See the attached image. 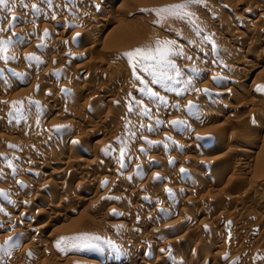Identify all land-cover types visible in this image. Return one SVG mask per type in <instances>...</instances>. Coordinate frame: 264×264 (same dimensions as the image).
Listing matches in <instances>:
<instances>
[{
  "label": "rangeland",
  "instance_id": "374dc122",
  "mask_svg": "<svg viewBox=\"0 0 264 264\" xmlns=\"http://www.w3.org/2000/svg\"><path fill=\"white\" fill-rule=\"evenodd\" d=\"M63 1L8 0V7L0 6V29H3L0 31V41H11L6 45V51L0 53V56L7 57V62L0 59V190L7 193L6 199L0 197V245L8 241L11 252L10 256L0 253L2 264H85L86 259L92 260L93 264H125L126 261L129 264H142L144 261L146 264H160L163 261L179 264L182 260H190L191 264H264V206L247 197L248 190L256 191L264 197V181H261L264 177V140L262 143L261 139H256V152L254 151L250 161L243 162L242 153H239L242 149H248L244 144L250 146L253 130L258 125L264 127V103L260 102L264 98V91L257 90L258 87L253 85L256 83L254 78L242 85L238 83L254 66L240 65L239 58L242 55L251 52L255 57L258 55L259 60L264 59V53L253 48L264 41V19L257 23L254 34L252 31L248 32L257 18L255 15L258 9H264V0H201L199 4L188 6L187 11L191 16L185 20L166 17L162 23H157L160 17L154 10L184 3L185 0H128L118 10L117 5H112L110 0H100L103 7L109 6L110 12L106 14L93 12L95 8L88 1ZM69 6L71 9H85L91 13L85 16V10H81L83 13L74 8V11L68 10ZM64 8L67 10L64 11ZM132 9L139 13L138 20L129 25L130 29L124 26L125 29L121 27L120 30L119 26L122 24L118 23L123 18L126 22L127 12H135ZM89 15H99L98 20H94L95 23L92 18L88 20ZM107 15L111 21L106 19ZM75 16L80 22L85 19L82 22L84 25H77L79 21ZM57 17L69 20L65 29L64 26H52V21ZM99 18L109 23L114 22L113 25L108 23V30L115 29L113 34L119 27L116 46H109L107 40L111 37L105 38L104 34L100 35V41L97 42L100 45L92 42L100 29L98 25L105 24ZM69 23L76 25L72 27ZM76 26L81 27L84 34H73L75 28L80 29ZM234 31L239 35H233ZM101 37L104 38L103 41ZM118 41L120 42L117 44ZM157 41H175L171 46L173 51H182L183 55L168 56L179 70V76L168 63L139 59L130 61L125 55L136 49L155 51ZM34 42H40L41 46L37 43V47L33 46ZM106 44L107 49L103 48ZM80 48L85 52L84 57L73 58L72 51H81ZM206 52H209V56L203 55ZM111 55H117L120 61L108 66L106 57L110 58ZM82 63L83 66L79 68ZM118 64L120 67L124 65L127 71L130 70L127 75L129 79L118 73ZM13 70L21 73L11 81L7 77ZM227 71L241 78H235V83H222L224 81L221 76ZM262 71L263 75L257 83L264 82V69ZM84 86H89L91 91H81ZM102 89L109 97L101 98L98 90ZM152 93L156 95L153 96ZM249 98L255 99L256 103H248ZM47 100L48 103H45ZM226 104H234L237 113L240 110L229 121H226L229 119L226 115L220 118L217 115L218 109L221 110ZM54 107H63L65 111L57 116ZM146 111L147 115L144 114ZM70 120L71 129L70 125L63 126ZM180 120L183 124H180ZM223 122H227V125ZM83 123H87L86 126ZM219 125L223 128L219 129ZM27 126L32 130L28 131V134L32 132L29 136L27 131L22 132V128L28 129ZM244 126L249 130L248 137L246 134L243 137L241 133ZM4 128L13 130L11 132L6 129V133ZM49 130L59 132H55L58 142L46 145L47 140H38V134L47 136ZM216 131L218 135L214 133ZM231 132H234L233 135L229 134ZM234 134L239 138H235ZM143 137L144 140L146 138L145 141L142 140ZM240 137H246L247 144ZM217 138L224 149L213 152L211 146ZM238 142H242L243 146L236 148L240 144ZM71 143H74L77 153L68 149L69 145L72 146ZM100 147V150L108 151L98 158L100 154L97 156L95 151ZM38 148L43 151L42 153L40 150L43 156L57 155L54 157L58 162L45 165L42 160H32L34 153L39 154ZM227 148L230 152L226 154L224 151ZM209 149L211 154L207 158L202 157L203 151ZM221 154L223 157L227 155L226 160L223 158L219 169L211 173L213 157ZM241 161L245 164H241ZM196 162L205 166H202L203 169L199 166L198 172L193 174L190 170ZM67 163L73 165H66ZM68 166L74 169V176L65 177L64 173L59 177L50 176L53 169H65ZM86 166L91 169L85 173L82 168ZM254 169L260 172L256 173ZM98 175L102 178L104 176V180L100 177L94 179ZM78 181L86 182L82 184L83 188ZM62 182L63 188L60 186ZM224 189H234V194H228L229 191L224 192ZM81 195L89 196L90 202L77 203ZM20 200L24 205H21ZM35 209L47 213L34 219L32 213ZM152 214L154 215L150 216ZM11 218L16 222L8 223ZM40 226L44 231L37 232L34 227ZM76 237L99 239L82 241L75 240ZM62 238L61 249L64 247V250L59 249L57 252L56 243ZM128 251H134L138 256L131 255L129 258L126 255ZM163 252L167 259L163 257ZM161 256L162 259L165 258L163 261ZM133 258L137 259L136 262Z\"/></svg>",
  "mask_w": 264,
  "mask_h": 264
},
{
  "label": "bare ground",
  "instance_id": "6f19581e",
  "mask_svg": "<svg viewBox=\"0 0 264 264\" xmlns=\"http://www.w3.org/2000/svg\"><path fill=\"white\" fill-rule=\"evenodd\" d=\"M64 1H65V0H64ZM64 1H63V3H64ZM70 1H71V2H72V1H73V2H77V1H88V2H89L90 4H92V5L94 6V8H95V11H94V9H93V12H98V13H101V14H106V13H109V12H110V10L108 9L109 6L107 5L108 7H103V6L101 5V3L99 2L100 0H70ZM110 1H111L112 5H117V8H116L117 10H118L119 8H122L123 5H124L126 2H128V0H110ZM110 1H109V3H110ZM129 1H130V0H129ZM61 2H62V1H61ZM80 3H81V2H80ZM85 3H86V2H85ZM73 4H76V3H73ZM73 4H72V5H73ZM230 4H231V3H230ZM63 5H64V4H63ZM68 5H69V4H68ZM70 5H71V3H70ZM92 5H91V7H92ZM126 6H127V5H126ZM62 7H63V6H62ZM65 7H66V6H65ZM66 8H67V7H66ZM66 8H64V11H65ZM73 8H74V7H73ZM73 8L71 9L70 6H69V9H68V10H70V9L73 10ZM76 8H77V7H76ZM81 8H82V7H81ZM233 8H234V7H233ZM40 9H44V8H41V7H40ZM62 9H63V8H62ZM77 9H78V8H77ZM79 9H80V8H79ZM79 9L76 10V9L74 8V10H76V11H81V10H82V9H81V10H79ZM133 9H134V8H133ZM133 9H132V10H133ZM254 9H255V8H254ZM257 9H258V8H257ZM38 10H39V9H38ZM66 10H67V9H66ZM74 10H73V11H74ZM84 10H85V9H84ZM84 10H82V11H84ZM87 10H89V9H87ZM82 11H81V12H82ZM119 11H120V10H119ZM122 11H123V10H122ZM124 11H125V10H124ZM133 11H135V12H133V13H130V12H132V11H130V12L128 11V12H127L128 17L125 16V17H126V22H124L125 18H123V19H124L123 21L120 20V21L122 22V23H121V22L118 23V25H119V24H120V25L122 24L121 26H119L120 28L118 27L120 30L122 29L121 27L124 28V26L126 27V29H127V28L130 29L131 26H129V25L133 24L134 22L136 23V20H138V18H139V13H137L136 10H133ZM254 11H255V10H254ZM40 12H43V10H40ZM40 12H39V13H40ZM44 12H45V11H44ZM62 12H63V11H62ZM67 12H68V11H67ZM64 13H65V12H64ZM64 13H63V14H64ZM73 13H75V12H73ZM82 13H83V12H82ZM82 13H81V14H82ZM88 13H89L88 11H86V10L84 11V15H85V16H87ZM90 13H91V12H90ZM90 13H89V14H90ZM98 13H97V14H98ZM251 13H252V12H251ZM254 13L256 14V11H255ZM78 14H79V12H78ZM81 14H80V16H82ZM94 14H95V13H94ZM127 14H126V15H127ZM65 15H66V14H65ZM84 15H83V16H84ZM252 15H253V13H252ZM80 16H79V18L81 19ZM83 16H82V17H83ZM98 16H99V15H98ZM98 16L96 17V16H94V15H89L90 18H88V20H92V19H93L92 21L94 22V20H95V21L98 20V19H97ZM100 16H101V15H100ZM103 16H104V15H103ZM105 16H106V15H105ZM255 16L257 17L256 20H255V22H254V23H256V24H255V25H254V23H253V25H252V24H251V25L248 24V27H249V25H250V26H252V28H251L250 30L247 29L248 32H249V31H252L253 34L255 33V32H254V31H255L254 29H255L257 23L260 22V20H263V19H264V18H263V17H264V9H258L257 14H256ZM255 16H254V17H255ZM63 17H64V16H63ZM63 17H59V18L57 17L56 19H54V21H52V26H53V27H54V26H64V29H65V28H66L65 26L67 25V22H68L69 20L66 21V18L64 19ZM75 17H76V16H75ZM76 18H77V17H76ZM85 18H86V17H85ZM91 18H92V19H91ZM100 18H101V17H100ZM100 18H99V19H100ZM104 18H106V17H104ZM136 18H137V19H136ZM77 19H78V18H77ZM106 19H107V20L109 19V16H108V15H107V18H106ZM81 20H82V19H81ZM86 20H87V19H86ZM100 20H101V19H100ZM103 20H105V19H103ZM103 20H101V22H104L105 24L103 23L104 25H98V27H100V29H99V31H97V33L95 34L94 38L92 39V40H93L92 42H94V43H97V42H98V43H99V41H100V39H99L100 35H103V34H104V37H105V38L111 37V38H108L109 40H107L109 46H112V45L114 46L115 42L118 40V38H117V37H118V35H117V34H118V31H117L118 28H117V30H116V33L113 34V33L115 32V31H113V30H115V29H113V30H112V29H109V30H108V28H110V27H108V26H110V25H108V23H109L108 21H111V20H108V21H106V20L103 21ZM74 21H75V20H74ZM74 21H73V22H74ZM78 21H79V19H78ZM251 21H252V20H251ZM75 22H77V21H75ZM79 22H80V21H79ZM79 22L76 23V24H77V25H79V24L81 25L82 22H85V19H84L83 21H81L80 23H79ZM93 22H92V23H93ZM137 22H138V21H137ZM249 22H250V21H249ZM86 23H88V21H87ZM89 23H90V21H89ZM94 23H95V22H94ZM110 23H111V22H110ZM110 23H109V24H110ZM112 23H114V22H112ZM112 23H111V25H113ZM115 23H117V22H115ZM123 23H124V24H123ZM129 23H130V24H129ZM69 24H70L72 27H73L74 25H76V24H73V23H72V24L69 23ZM82 24H83V23H82ZM97 24H98V23H97ZM100 24H102V23H100ZM238 24H239V23H238ZM245 24H246V23H245ZM83 25H84V24H83ZM114 25H115V24H114ZM135 25H136V24H135ZM218 25H219V24H218ZM220 25H221V24H220ZM236 25H237V24H236ZM241 25H242V24H241ZM241 25H240V26H241ZM52 26H51V27H52ZM67 26H68V25H67ZM81 26H82V25H81ZM89 26H90V24H89ZM95 26H96V25H95ZM209 26H210V25H209ZM211 26H213V25L211 24ZM240 26H239V28H240ZM72 27H71V28H72ZM74 27H75V26H74ZM76 27H79V26H76ZM96 27H97V26H96ZM111 27H112V26H111ZM115 27H117V24H116ZM62 28H63V27H62ZM79 28H80V29H78V28H75V29H74V28H73V29H74V30H73V31H74L73 34H82L83 30H81V27H79ZM82 28H84V26H83ZM86 28H87V27H86ZM90 28L92 29L91 26H90ZM112 28H114V27H112ZM209 28H210V27H209ZM211 28H212V27H211ZM235 28H236V27H235ZM46 29H48V28H46ZM50 29H52V28H50ZM50 29H49V30H50ZM88 29H89V28H88ZM94 29H95V28H94ZM124 29H125V28H124ZM232 29H233V28H232ZM240 29H241V28H240ZM240 29H239V30H240ZM49 30H47V31H49ZM209 30H210V29H209ZM211 30L213 31V28H212ZM211 30H210V31H211ZM237 30H238V27H237L236 31H237ZM243 30H244V29H243ZM54 31H55V30H54ZM65 31H66V30H65ZM88 31H89V30H88ZM112 31H113V32H112ZM126 31H127V30H126ZM229 31H230V30H229ZM50 32H51V33H54V32H52V30H51ZM86 32H87V31H86ZM119 32H120V31H119ZM121 32H122V31H121ZM237 32H238V31H237ZM245 32H247V31H245ZM88 33H89V32H88ZM93 33H94V32H93ZM229 33H230V32H229ZM229 33H227V34H229ZM235 33H236V32L234 31V34H233V33H232V34L235 35ZM239 33H240V32H239ZM242 33H243V32H242ZM47 34H48V33H47ZM73 34H72V35H73ZM83 34H84V32H83ZM91 34H92V33H91ZM225 34H226V33H225ZM225 34H224V35H225ZM236 34H238V33H236ZM60 35H61V34H60ZM62 35H63V34H62ZM72 35H71V36H72ZM110 35H112V36H110ZM238 35H239V34H238ZM240 35H241V34H240ZM244 35H245V33H244ZM255 35H256V34H255ZM257 35H258V34H257ZM226 36H228V35H226ZM231 36H232V35H231ZM231 36H230V37H231ZM235 36H236V35H235ZM241 36H243V35H241ZM62 37H63V36H62ZM72 37H73V36H72ZM92 37H93V36H92ZM126 37H127V36H126ZM222 37H223V36H222ZM237 37H238V36H237ZM239 37H240V36H239ZM26 38H28V36H26ZM101 38H102V41H103L104 38H103V37H101ZM29 39H30V38H28V40H29ZM60 39H61V38H60ZM68 40H70V39H68ZM120 40H121V39H120ZM30 41H32V40H30ZM61 41H63V40H61ZM37 42H38V41H37ZM37 42H34L35 44L33 43V44H34L33 46H35ZM63 42H64V41H63ZM63 42H62V43H63ZM66 42H67V41H66ZM66 42H65V45H66ZM87 42H88V41H87ZM119 42H120V41H118L117 44H118ZM256 42L258 43L259 41H256ZM90 43H91V42H90ZM94 43H93V45H94ZM98 43H97V44H98ZM42 44H43V43H42ZM91 44H92V43H91ZM104 44H105V43H104ZM37 45H38V46H39V45L41 46L40 42H39V44L37 43ZM37 45H36L35 47H37ZM62 45H63V44H62ZM83 45H84V44H83ZM83 45H82V46H83ZM98 45H100V44H98ZM98 45H97V46H98ZM101 45H103V43H102ZM254 45H256V44H254ZM47 46H48V45H47ZM60 46H61V45H60ZM94 46H96V45H94ZM105 46H107V44L104 45L103 48H104ZM115 46H116V44H115ZM62 47H63V46H62ZM256 47H257L258 49L255 48V46H253V48H254L255 50H257V51H259V52L261 51V53H264V41H260V42L256 45ZM33 48H34V47H33ZM39 48H40V47H39ZM41 48H42V47H41ZM92 48H93V47H92ZM105 48H106V47H105ZM88 49H90V48L88 47ZM106 49H107V48H106ZM41 50H42V49H41ZM44 50H45V47H44ZM48 50H49V49H48ZM68 50H69V49H68ZM72 50H73V49H72ZM80 50H81V48H80ZM62 51H63V50H62ZM64 51H65V50H64ZM70 51H71V50H70ZM85 51H86V50H85ZM247 51H248V50H247ZM72 52L74 53V54L72 53V55H74V57H73V56H72V57H73V58L76 57V59L83 58L84 55H85V52L83 53L82 50H81V51H78V50L76 49L75 52H74V50H73ZM210 52H211V51H210ZM40 53H41V51H40ZM45 53H46V52H45ZM62 53H63V52H62ZM64 54H66V53H64ZM67 54L69 55L68 52H67ZM111 54H112V53H111ZM113 54H114V53H113ZM207 54H209V52H206V53H204L203 55H207ZM245 54H246V55H244V56L242 55V56L239 58V63H241L240 65H243V66L249 67V66H251V65L254 64V66H252L251 69L247 72V76H246L245 78H243L242 80L240 79V81H238V83H240V84L242 85V84L246 83L250 78H254L255 82L257 83L258 81H260V80H258V79H260L259 77H260L261 75H263V74H262V72H263L262 69H264V68H263L264 66H263L262 68H261V66L264 65V59H263V60H259L258 55L256 56V57L258 58V59H257V58L255 57L254 54H251V52H248V53H245ZM253 55H254V56H253ZM62 56H63V55H62ZM116 56H117V55H115V56L112 57V55H111L110 58H109V57H106V58H108V59H107V60L105 59L106 62H107V63H106V62H105V63H106L108 66H109L110 64L114 65V64L118 63V60H119V59H117ZM207 56H209V55H207ZM211 56H212V54H211ZM35 57H36V56H35ZM44 57H45V56H44ZM52 57H53V56H52ZM21 58H22V57H21ZM233 58H234V57H233ZM233 58H232V59H233ZM235 58H236V57H235ZM232 59H231V60H232ZM228 60H230V59H228ZM30 61H31V60H30ZM44 61H45V60H44ZM60 61H61V59H60ZM119 61H120V60H119ZM236 61H237L236 65H238V64H239V63H238V60L236 59ZM65 62H70V61L65 60ZM91 62H92V61H91ZM99 62H100V61H99ZM254 62H255V63H254ZM23 63H24V62H23ZM39 63H40V62H39ZM63 63H64V62H63ZM94 63H95V62H94ZM21 64H22V63H21ZM24 64H25V63H24ZM24 64H23V65H24ZM32 64H33V63H32ZM61 64H62V62H61ZM65 64H67V63H65ZM68 64H69V63H68ZM103 64H104V63H103ZM58 65H59V64H58ZM100 65H101V64H100ZM118 65H119V64H118ZM56 66H57V65H56ZM59 66H60V65H59ZM81 66H83V63H82V65L79 66V68H80ZM110 66H111V65H110ZM123 66H124V65H123ZM123 66L121 65V67H120V65H119L118 67H120V68H118L117 65H116V67L119 69V70H118V71H119L118 73H119V74L121 73V75L123 74V75H124L123 77H126V78H127L128 72H129L130 70L127 71V70L124 68L125 66H124V67H123ZM75 67H76V66H75ZM133 67H134V66H133ZM210 67H211V66H210ZM77 68H78V66H77ZM77 68H76V69H77ZM260 68H261V69H260ZM58 69H59V68H58ZM76 69H75V70H76ZM81 69H82V68H81ZM81 69H80V70H81ZM245 69H246V68H245ZM259 69H260V71H262V72H260ZM22 70H23V69H22ZM56 70H57V69H56ZM212 70H214V69H212ZM47 71H48V70H47ZM54 71H55V70H54ZM89 71H90V70H89ZM58 72H59V71H58ZM20 73H21V72H20ZM20 73H18L17 71L13 70L10 74H8V77H7V78H9V79L12 81L13 78L17 77V75H18V77H19V74H20ZM55 73H56V72H55ZM215 73H216V72H215ZM232 73H233V72H232ZM46 74H47V73H46ZM46 74H45V75H46ZM47 75H48V76L50 75L49 72H48ZM47 75H46V76H47ZM58 75H59V73H58ZM93 75H94V74H93ZM203 75H204V74H203ZM21 76H22V75H21ZM48 76H47V77H48ZM88 76H89V75H88ZM129 76H130V75H129ZM129 76H128V77H129ZM235 76H236V75H235L234 73H233V74H230V73L227 71L226 73H223V76H221V77H222V81H224V82H222V81H220V80H219V81L222 82V83L230 84V82L232 83L233 81H235V78H236V80H237L238 78H241V77H238V78H237V77H235ZM4 77H5V76H4ZM23 77H24V76H23ZM23 77H22V78H23ZM53 77H54V75H53ZM22 78H21V79H22ZM45 78H46V77H45ZM57 78H58V77H57ZM129 78H130V77H129ZM129 78H127V79H129ZM261 78H262V77H261ZM219 79H220V78H219ZM7 80H8V79H7ZM17 80L19 81L18 78H17ZM17 80L15 81V83H17ZM51 80H52V79H51ZM252 80H253V79H252ZM13 81H14V80H13ZM26 82H27V81H26ZM73 82H74V81H73ZM248 82H249V81H248ZM253 82H254V81H253ZM24 83H25V81H24ZM233 83H235V82H233ZM251 83H252V82H251ZM256 83H255V84L253 83V85H255L256 88L258 87L257 90L260 89L259 91H261V92L264 91V82L257 83V85H256ZM17 85H18V84H17ZM236 85H238V84H236ZM241 85H240V86H241ZM250 85H251V84H250ZM253 85H251L252 88H253ZM56 86H57V85H56ZM157 86H158V85H157ZM234 86H235V85H234ZM54 87H55V86H54ZM71 88H72V87H71ZM234 88H235V87H234ZM241 88H242V87H241ZM81 89H82L81 91H83V92L85 91L86 93H87L88 91H89V92L91 91L89 86H88V87H87V86H86V87H85V86H84V87H81ZM103 89H104V88H103ZM103 89H102V90H98L99 93H100L101 98H107V97H109V96L107 95V92H105V90H103ZM224 89H225V88H224ZM224 89H223V90H224ZM237 89H238V88H237ZM50 90H51V89H50ZM227 90H228V89H227ZM230 90H232V88H231ZM255 90H256V89H255ZM117 91H118V90H117ZM221 91H222V90H221ZM228 91H229V90H228ZM259 91H257V93H258ZM93 92H94V91H93ZM224 92H225V91H224ZM232 92H233V91H232ZM220 93H221V92H220ZM221 94H222V93H221ZM84 95H86V94H84ZM257 95H258V94H257ZM74 96H75V95H74ZM87 96H88V94H87ZM161 96H162V95H161ZM260 96H261V95H260ZM256 97H257V96H256ZM72 98H74V97H72ZM260 98H262V97H260ZM42 99H44V98H42ZM247 99H248V98H247ZM250 99H251V101H250ZM199 100H200V99H199ZM256 100H258V99H256ZM40 101H41V100H40ZM40 101H39V102H40ZM43 101H44V100H43ZM49 101H50V100H49ZM0 102H1V101H0ZM199 102H200V101H199ZM246 102H247V101H246ZM251 102H255V103H256L255 99L253 100L252 98H249V102H248V103L251 104ZM258 102H259V101H258ZM260 102H263V103H264V98H263L262 100H260ZM45 103H48V100L45 101ZM33 104H34V103H33ZM33 104H32V105H33ZM198 104H199V103H198ZM250 104H249V105H250ZM257 104H258V103H257ZM34 105H35V104H34ZM46 105H47V104H46ZM80 105H82V103H81ZM244 105H245V104H244ZM37 106H38V105H36V107H37ZM39 106H40V105H39ZM82 106H83V105H82ZM30 107H31V106H30ZM30 107H29V108H30ZM80 107H81V106H80ZM236 107H237V106H236ZM34 108H35V107H34ZM54 108H56V107H54ZM66 108H67V107H66ZM71 108H72V107H71ZM68 109H69V108H68ZM13 110H14V109H13ZM77 110H78V109H77ZM218 110H219V111H218ZM218 110H217V111L219 112V114H217V115H219V118H220V116H222V115H226L227 117H229V119L227 118L228 120H226V121H229V120L233 119V118H231V117H232V116H235V114L237 113V112H236L237 110L235 111L234 104H233V105H232V104H226L223 108H221V110H220V109H218ZM244 110H245V109H244ZM15 111H16V110H15ZM55 111H56V115H57V116H61V114L65 111V109H64L63 107H62V108H56ZM82 111H83V110H82ZM239 111H240V110H238V113H239ZM241 111H242V110H241ZM153 112L158 113L157 111H153ZM218 112H217V113H218ZM156 113H154V114H156ZM238 113H237V115H238ZM1 114H2V113H1ZM71 114H72V113H71ZM215 114H216V113H215ZM31 115H32V114H31ZM75 115H76V114H75ZM29 116H30V113H29ZM29 116H27L28 121H29V118H28ZM159 116H160V114H159ZM163 116H164V115H163ZM214 116H215V115H214ZM240 116H241V115H240ZM240 116H238V117H240ZM243 116H244V115H243ZM243 116H242V117H243ZM1 117H2V116H1ZM30 117H31V116H30ZM80 117H81V116H80ZM157 117H158V114H157ZM216 117H218V116H216ZM219 118H217V119H219ZM222 118H223V117H222ZM222 118H221V119H222ZM230 118H231V119H230ZM23 119H24V118H23ZM31 119H32V118H31ZM88 119H89V118H88ZM88 119H87V120H88ZM158 119H159V118H158ZM225 119H226V118H225ZM225 119H224V120H225ZM25 120H26V119H25ZM181 120H182V119H181ZM181 120H180V121H181ZM194 120H195V119H194ZM194 120H192V121H194ZM238 120H239V119H238ZM238 120H237V121H238ZM26 121H27V120H26ZM72 121H73V120H72ZM89 121H90V120H89ZM104 121H105V120H104ZM180 121H179V122H180ZM68 122H69V121H68ZM73 122H74V121H73ZM166 122H168V121H166ZM181 122H182V121H181ZM238 122H239V121H238ZM240 122H241V121H240ZM19 123H20V122H19ZM23 123H24V121H23ZM34 123H35V122H34ZM74 123H76V122H74ZM87 123H88V122H87ZM87 123H85V124L83 123V124L86 126ZM97 123H98V122H97ZM101 123H103V122H101ZM192 123H193V122H192ZM258 123H259V122H258ZM180 124H183V122L180 123ZM184 124H185V123H184ZM194 124H195V122H194ZM194 124H193V126H194ZM196 124H197V123H196ZM220 124H221V123H220ZM223 124H224V122H223ZM225 124L227 125V122H226ZM225 124H224V125H225ZM237 124H238V123H237ZM65 125H66V126H67V125H68V126L70 125V126H69V128H70V127L72 126L71 120H70L69 123H64L63 126H65ZM221 125H222V124H221ZM221 125H219V129H220V127L223 126V125H222V126H221ZM233 125H234V124H233ZM24 126H25V125H24ZM31 126H32V125H31ZM87 126H88V125H87ZM259 126H260V125H258V127H256V128L253 130L252 133L250 132V133L252 134V141L249 140V142H251V144L248 143L250 146H246V145L244 144V143H246V141H247V140L245 141V138L248 137V135H249V130H247V128H246L245 126L243 127V129H241V130H243V132H241V133H243V137H244L245 134H246V135H245L246 137L243 138V139H241L242 137H240V140L244 141L243 144H244L245 148L248 147V149H242L241 152H239V153H242V160H243V162H245V160H246V162H248V161L251 160L252 155H253V153H254L256 147H257V146L255 147V145H256L255 143H257V140L259 141V139H261V140H262L261 142L263 143V140H264V127H263V126H262V127H259ZM83 127H84V126H83ZM27 128L29 129V128H31V127H28V126H27ZM32 128H33V127H32ZM44 128H45V127H44ZM66 128H67V127H66ZM97 128H98V127H97ZM222 128H223V127H222ZM4 129H5V128H4ZM6 129L10 130L9 128H6ZM6 129L4 130V132H6ZM15 129H16V128H14V131H13V132H15ZM28 129L26 130L25 128H22V132H23V130H25V132L27 131V134H28V131L31 130V129H29V130H28ZM37 129H38V128H37ZM54 129H55V128H54ZM56 129H57V128H56ZM59 129H60V128H59ZM70 129H71V128H70ZM75 129H76V128H75ZM80 129H81V128H80ZM95 129H96V128H95ZM8 130H7V131H8ZM12 130H13V129H12ZM12 130H10V131L12 132ZM17 130H18V128H17ZM51 130H52V129H51ZM62 130H63V129H62ZM76 130H77V129H76ZM221 130H222V129H221ZM223 130H224V129H223ZM241 130H240V131H241ZM1 131H3V130H1ZM31 131H32V130H31ZM47 131H48V130H47ZM47 131H46V132H47ZM49 131H50V130H49ZM72 131H73V130H72ZM78 131H80V130H78ZM219 131H220V130H219ZM224 131H225V130H224ZM251 131H252V130H251ZM16 132H17V131H16ZM18 132H19V131H18ZM20 132H21V128H20ZM44 132H45V131H44ZM50 132H51V133H50ZM50 132H49V135L47 134V136H46V135H41V134L39 135V134H38V137H39V136H40V137H41V136H44V137H41V138L39 137L38 140H40V141H41L42 139L47 140V143H46L45 140H44V142L46 143V145H47V144L51 145V144H55V142H58V141H57L58 138H56L57 136H55V132H58V131L55 130V131H53V132H52V131H50ZM76 132H77V131H76ZM76 132H75V133H76ZM220 132H221V131H220ZM220 132H219V133H220ZM226 132H227V131H226ZM6 133H7V132H6ZM8 133H10V132H8ZM29 133H30V132H29ZM31 133H32V132H31ZM31 133H30V134H31ZM35 133H36V132H35ZM58 133H59V132H58ZM77 133H78V132H77ZM92 133H93V132H92ZM214 133H216V134L218 135L217 131L214 132ZM223 133H224V132H223ZM231 133H232V132H231ZM231 133H229V134H230V135H233L234 132H233L232 134H231ZM241 133H238V134H241ZM21 134H22V133H21ZM21 134H20V135H21ZM30 134H28V136H29ZM42 134H43V132H42ZM93 134H94V133H93ZM164 134H165V132H164ZM164 134H163V135H164ZM168 134H169V133H168ZM216 134H214V136H215ZM229 134H228V135H229ZM251 134H250V135H251ZM13 135H14V133H13ZM18 135H19V133H18ZM22 135H24V133H23ZM22 135H21V136H22ZM25 135H26V134H25ZM25 135H24V136H25ZM36 135H37V134H36ZM64 135H66V134H64ZM166 135H167V134H166ZM217 135H216V137H218ZM225 135H226V134H225ZM228 135H227V136H228ZM234 135H235V136H234L235 138L238 137L236 134H234ZM241 135H242V134H241ZM21 136H20V137H21ZM45 136H46V137H45ZM219 136H220V134H219ZM223 136H224V135H223ZM239 136H240V135H239ZM4 137H5V136H4ZM22 137H23V136H22ZM22 137H21V139H22ZM35 137H36V136H35ZM59 137H60V135H59ZM92 137H93V136H92ZM158 137H159V136H158ZM160 137H161V136H160ZM162 137H163V136H162ZM166 137H169V136H166ZM220 137H221V136H220ZM11 138H13V137H11ZM18 138H19V137H18ZM67 138H68V137H67ZM77 138H78V137H77ZM109 138H110V137H109ZM109 138H107V139H109ZM218 138H219V137H218ZM218 138H217L215 141H213V143H212V146H211V147H212L213 149H211V151H213V152H215V151H216V152H217V151H221L222 149H224V147L220 145L221 143H220V141L218 140ZM221 138H222V137H221ZM231 138H232V136H231ZM235 138H233V139H234V140H237L239 137H238L237 139H235ZM0 139H1V138H0ZM13 139H14V138H13ZM16 139H17V138H16ZM23 139H24V138H23ZM148 139H149V138H148ZM160 139H161V138H160ZM256 139H257V140H256ZM28 140H29V139H28ZM80 140H81V139H80ZM88 140H89V139H88ZM140 140H141V139H140ZM142 140H144V137H143ZM145 140H146V138H145ZM145 140H144V141H145ZM220 140H221V139H220ZM15 141H16V140H15ZM17 141H18V140H17ZM24 141H25V140H24ZM24 141H23V142H24ZM34 141H35V143H36V139H35V138H34ZM42 141H43V140H42ZM73 141H74V140H73ZM77 141H79V140H77ZM77 141H76V143H77ZM25 142H26V141H25ZM61 142H62V141H61ZM80 142H81V141H80ZM82 142H83V141H82ZM21 143H22V142H21ZM27 143H28V142H27ZM37 143L39 144V142H37ZM45 143H43V144H45ZM64 143H65V142H64ZM189 143H190V142H189ZM238 143H240V142H238ZM241 143H242V142H241ZM241 143L238 144V145L236 146V148H240L241 145H242ZM33 144H34V143H33ZM43 144H42V145H43ZM71 144H72V143H71ZM73 144H74V143H73ZM73 144H72V146L69 145L68 149H70L71 152L77 153L76 150H75V146H73ZM77 144H79V145L81 146L80 143H77ZM82 144H83V143H82ZM111 144H112V143H111ZM191 144H192V143H191ZM191 144H190V146H191ZM246 144H247V143H246ZM254 144H255V145H254ZM15 145H16V144H15ZM31 145H32V144H31ZM39 145H40V144H39ZM39 145H35V146L39 147ZM107 145H108V144H107ZM187 145L189 146V144H187ZM20 146H21V145H20ZM33 146H34V145H33ZM44 146H45V145H44ZM77 146H78V145H77ZM82 146H84V145H82ZM224 146H226V145L224 144ZM242 146H243V145H242ZM23 147H24V145H23ZM37 147H35V148H37ZM45 147H46V146H45ZM227 147H228V146H227ZM249 147H250V149H249ZM39 148H41V146H40ZM39 148H38L39 154L33 152V153H34V158H33V156L31 155L32 153L30 154V155L32 156L31 158H33L32 160H34V159H35V160H36V159L42 160V161L45 163V165H51V164L53 165V163L58 162V161H56V157H54V156H57V155H51V154H49V155H51V156H49V155H45V154H44L45 156H43V154L41 155V153H40V150H41V149L39 150ZM54 148H55V147H54ZM54 148H53V149H54ZM186 148H187V147H185V149H186ZM56 149H57V148H56ZM80 149H81V148H80ZM100 149H102V148H101V147H100V148H97V151H95V152H97V156H99V154H100V156H99L98 158H100L101 155L104 156L105 153H107V151H108V150H107V151H104V150H100ZM36 150H37V149H36ZM19 151H20V150H19ZM31 151H32V150H31ZM34 151H35V150H34ZM38 151H37V152H38ZM41 151H42V150H41ZM87 151H88V150H87ZM211 151H210V149H209V150H205V151H203L204 153H203V156H202V157H204V158L206 157V158H207V156H209V155L211 154ZM257 151H259V150H257ZM35 152H36V151H35ZM68 152H70V151L68 150ZM71 152H70V153H71ZM81 152H82V151H81ZM224 152H226V154H227V153L230 152V150H228V148H227V150L224 151ZM224 152H223V153H224ZM255 152H256V151H255ZM42 153H43V151H42ZM44 153H45V152H44ZM74 153H73V154H74ZM84 153H85V152H84ZM200 153H201V152H200ZM231 153H232V152H231ZM233 153H234V152H233ZM233 153H232V154H233ZM46 154H47V153H46ZM71 154H72V153H71ZM93 154L96 155V153H93ZM215 154H216V153H215ZM68 155H69V154H68ZM74 155H75V154H74ZM77 155H78V154H77ZM77 155H76V156H77ZM95 155H94V156H95ZM200 155H201V154H200ZM200 155H199V156H200ZM221 155H222V154H221ZM221 155H216V157H213V164H212V170H211V173L217 171V170L219 169V167H218L219 164H221L220 162L226 160L225 156H227V155H225L224 157H223V155H222V156H221ZM228 155H229V154H228ZM25 156H26V155H25ZM27 156H28V155H27ZM59 156H60V155H59ZM79 156H80V154H79ZM92 156H93V155H92ZM103 156H102V157H103ZM229 156H230V155H229ZM28 157H29V156H28ZM61 157H62V156H61ZM73 157H74V156H73ZM221 157H222V158H221ZM25 158H26V157H25ZM78 158H79V157H78ZM103 158H104V157H103ZM223 158H225V159L223 160ZM228 158H229V157H228ZM80 159H81V157H80ZM94 159H95V158H94ZM202 159H203V158H202ZM229 159H230V158H229ZM29 160H30V159H29ZM183 160H184V159H183ZM208 160H209V159H208ZM253 160H254V159H253ZM42 161H41V162H42ZM77 161H79V160H77ZM93 161H94V160H93ZM98 161H100V159H99ZM203 161H204V160H203ZM205 161H207V160H205ZM234 161H235V160H234ZM237 161H238V160H237ZM237 161H236V163H238ZM43 162H42V163H43ZM81 162H82V161H81ZM95 162H96V159H95ZM162 162H163V160H162ZM241 162H242V161H241ZM243 162H242L241 164L244 165L245 163H243ZM44 163H43V164H44ZM71 163H75V162H72V161H71ZM91 163H92V162H91ZM96 163L99 164V162H96ZM96 163H95V164H96ZM197 163H198V164H197ZM222 163H223V162H222ZM69 164H70V163H69ZM69 164L67 163L66 165H69ZM75 164H76V163H75ZM88 164H89V166H90V163H88ZM93 164H94V162H93ZM93 164H91V165L94 167L95 164H94V165H93ZM104 164H105V163H104ZM108 164H109V163H108ZM195 164H197V165H195ZM195 164H194L195 166L193 165L192 169L190 170V172L193 173V174H195V172L198 170L199 166H201V168H202V166H203V167L205 166V165L202 164L201 162H196ZM45 165H44V166H45ZM70 165H71V164H70ZM70 165H69V166H70ZM72 165H73V164H72ZM72 165H71V166H72ZM85 165H87V163H86ZM206 165H207V164H206ZM69 166H68V168H65V169H61V168L53 169V171H51V175H50V176H53V175L56 176V175H57V176L59 177V176L63 175V173L65 174V175H64L65 177H66V176H69V175H73V174H74V169H70ZM89 166H88V168H89ZM95 166H96V165H95ZM235 166H236V164H235ZM66 167H67V166H66ZM73 167H74V166H73ZM97 167H98V166H97ZM238 167L240 168L241 166H238ZM245 167H246V166H245ZM245 167H242V168H245ZM48 168H49V167H48ZM62 168H63V167H62ZM86 168H87V166H86ZM86 168H82L83 171H85V173H86V170H90V169H91V168H90V169H88V168L86 169ZM116 168L119 169V167H116ZM134 168H135V167H134ZM117 169H115V170H117ZM202 169H203V168H202ZM252 169H253V168H252ZM254 170H256V169H254ZM254 170H253L252 172H254ZM31 171H32V170H31ZM34 171H36V170H34ZM132 171H133V170H132ZM199 171H200V170H199ZM77 172H78V171H77ZM77 172L75 171V173H77ZM156 172H157V171H156ZM190 172H189V173H190ZM197 172H198V171H197ZM197 172H196V173H197ZM201 172H202V171H201ZM258 172H260V171L256 170V173H258ZM32 173H33V172H32ZM35 173H37V171H36ZM82 173H83V172H82ZM99 173H100V172H99ZM191 173H190V174H191ZM77 174H78V173H77ZM83 174H84V173H83ZM190 174H188V175H190ZM193 174H192V175H193ZM33 175H34V174H33ZM95 175H96V174H95ZM192 175H191V176H192ZM203 175H204V174H203ZM207 175H210V174H207ZM256 175H257V174H256ZM3 176H4V175H3ZM34 176H35V175H34ZM73 176H74V175H73ZM73 176H72V177H73ZM161 176H162V175H161ZM263 176H264V175H263ZM62 177H63V176H62ZM97 177H98V178H99V177L102 178V176H99V175H98V176H96V178L94 177V179H97ZM187 177H188V176H187ZM206 177H207V176H206ZM208 177H209V176H208ZM67 178H68V177H67ZM104 178H105V177L103 176L102 179L104 180ZM106 178H107V177H106ZM174 178H175V177H174ZM188 178H189V177H188ZM191 178H192V177H191ZM19 179H20V178H19ZM92 179H93V178H92ZM94 179H93V182H94ZM102 179H98V180L102 181ZM204 179H205V178H204ZM50 180H51V179H50ZM66 180H67V179H66ZM66 180H65V181H66ZM175 180H176V179H175ZM186 180H187V179H186ZM190 180H191V179H190ZM261 181H264V177H263V179H261ZM58 182H59V181H58ZM95 182H98V183H99V181H97V180H96ZM249 182H250V181H249ZM20 183H21V182H20ZM78 183H79V181H78ZM84 183L86 184V182H84ZM84 183L82 182V183H79V184H80L81 187H82V184H84ZM87 183H88V182H87ZM200 183H201V182H200ZM206 183H208V182H206ZM60 184H61V183H60ZM79 184H78V187H80ZM201 184H202V183H201ZM58 185H59V184H58ZM250 185L252 186V184H250ZM250 185H248V186H249L248 188H250ZM254 185H255V184H254ZM53 186H54V185H53ZM60 186H62L61 188H63V186H64V185H63V182H62V185H60ZM85 186H86V185H85ZM58 187H59V186H58ZM83 187H84V186H83ZM83 187H82V188H83ZM226 187H227V186H226ZM50 188H51V187H50ZM55 188H56V187H55ZM55 188H54V189H55ZM61 188H60L59 191H61ZM64 188L66 189V187H64ZM75 188H76V187H75ZM251 188H252V187H251ZM254 188H255V187H254ZM26 189H27V188H26ZM76 189H77V188H76ZM78 189H79V188H78ZM80 189H81V188H80ZM85 189H86V188H85ZM220 189H222V188H220ZM44 190H45V189H44ZM56 190H57V189H56ZM226 190H227V189H226ZM226 190L224 189V192H225ZM54 191H55V190H54ZM59 191H58V192H59ZM66 191H67V193H68V190H67V189H66ZM87 191H88V190H87ZM220 191H221V190H220ZM228 191H229L228 194H234V193H233L234 189H233V191H232L231 189H228L226 192H228ZM64 192H65V190L63 191V193H64ZM42 193H43V192H42ZM56 193H57V192H56ZM56 193H55V194H56ZM222 193H223V192H222ZM228 194H227V196H228ZM11 195H12V194H11ZM60 195H61V194H60ZM64 195H65V194H64ZM14 196H15V195H14ZM52 196H54V195H52ZM62 196H63V195H62ZM62 196H61V197H62ZM12 197H13V196H12ZM12 197H11V198H12ZM38 197H39V194H38ZM49 197H51V196H49ZM247 197H248L250 200H254V201L256 200V201L259 203L258 205H262V206H264V197H263L262 195L260 196L259 194H257L256 191H253V190L250 191V190H248V196H247ZM11 198H8V199L10 200ZM62 198H63V197H62ZM108 198H109V197H108ZM233 198H234V197H233ZM29 199H30V198H29ZM33 199H34V198H33ZM45 199H46V198H45ZM45 199H44V200H45ZM47 199L49 200V198H47ZM53 199H54V198H53ZM53 199H52V200H53ZM89 199H90L89 196H88V197H85V196L82 197V195H81V197H78V199H77L76 202H77V203L90 202L91 199H90V200H89ZM230 199H231V198H230ZM230 199H229V200H230ZM11 200H13V199H11ZM11 200H10V201H11ZM18 200H19V199H18ZM21 200H22V198H21ZM21 200H20V201H21ZM34 200H35V199H34ZM63 200H64V198H63ZM232 200H233V199H232ZM236 200H237V199H236ZM10 201H9V202H10ZM14 201H16L15 198H14ZM14 201H13V202H14ZM29 202H30V200H29ZM61 202H62V201H61ZM17 203H18V201H17ZM17 203H15L16 206H18ZM51 203H52V201H51ZM51 203H50V204H51ZM22 204H23V203H22V201H21V205H22ZM26 204H27V203H26ZM40 204H41V203H40ZM43 204H44V203H43ZM59 204H60V203H59ZM23 205H24V204H23ZM48 205H49V203H48ZM13 206H14V205H13ZM40 206H42V205H40ZM44 206H45V205H44ZM50 206H52V205H50ZM18 207H19V206H18ZM45 207H46V206H45ZM54 208H55V207H54ZM57 208H58V207H57ZM261 208H262V207H261ZM15 209H16V208H15ZM45 209H46V208H45ZM48 209H49V208H48ZM46 210H47V209H46ZM50 210H51V209H50ZM32 211H33V210H32ZM43 211H44V210H41V209L38 210V211H36V209H35V212L32 213V214H33V218L35 219L38 215L44 216V215H45L44 213H47V212H43ZM243 211H244V210H243ZM262 211H263V209H262ZM120 212H121V211H120ZM123 214H124V213H123ZM260 214H261V213H260ZM22 215H23V214H22ZM30 215H31V214H30ZM47 215H48V214H47ZM47 215H46V216H47ZM124 215H125V214H124ZM126 215H127V214H126ZM126 215H125V216H126ZM153 215H154V214H152V215H150V216H153ZM31 216H32V215H31ZM150 216H149V218H150ZM263 216H264V215H263ZM263 216H262V217L260 216V217L263 218ZM31 218H32V217H31ZM31 218H30V219H31ZM122 218H123V217H122ZM128 219H129V218H128ZM147 219H148V218H147ZM147 219H146V221H147ZM150 219H152V218H150ZM18 221H19V220H18ZM25 221H26V220H25ZM12 222H13V223L16 222L15 219L11 218V219L9 220L8 223H12ZM147 222H148V221H147ZM31 223H32V222H31ZM51 223H53V222H51ZM123 224H124V223H123ZM160 224H161V223H160ZM43 225L45 226V224H43ZM48 225H49V224H48ZM117 225L119 226V224H117ZM144 225H145V224H144ZM243 225H244V224H243ZM27 227H28V226H27ZM46 227H48V226L46 225ZM112 227H113V226H112ZM119 227H120V226H119ZM35 228H37V230H36L37 232L40 231V230L44 231V229H43L42 226H40V227H34V229H35ZM156 228H157V227H156ZM158 228H159V227H158ZM238 228H239V227H238ZM120 229H121V228H120ZM133 230H134V229H133ZM242 230H243V229H242ZM33 231H34V230H33ZM159 231H160V230H159ZM210 232H211V231H210ZM210 232H209V233H210ZM152 233H153V232H152ZM50 234H51V233H50ZM3 237H4V236H3ZM3 237H2V238H3ZM49 237H50V235H49ZM49 237H48V238H49ZM185 237H186V236H185ZM4 238H5V237H4ZM50 238H51V237H50ZM50 238H49V239H50ZM146 238H147V237H146ZM51 239H52V238H51ZM149 239H150V237H149ZM149 239H148V241H150ZM153 239H154V238H153ZM178 240H179V239H178ZM49 241H50V240H49ZM52 241H53V240H52ZM148 241H147V242H148ZM158 241H159V240H158ZM170 241H171V240H170ZM198 241H199V240H198ZM175 242H176V241H175ZM53 243H54V242H53ZM173 243H174V242H173ZM201 243H202V242H201ZM203 243H206V241L203 242ZM197 244H198V243H197ZM62 245H63V244H62ZM202 245H203V244H202ZM127 246H128V245H127ZM200 246H201V244H200ZM61 247H62V246L60 245V249H61ZM120 247H121V246H120ZM203 247H206V246H203ZM63 248H64V247H63ZM63 248H62V249H63ZM121 248H122V247H121ZM199 248H200V247H199ZM201 248H202V247H201ZM56 249H57V247H56ZM62 249H61V250H62ZM132 249H133V248H132ZM204 249H205V248H204ZM61 250H60V251H61ZM63 250H64V249H63ZM122 250H123V249H122ZM125 250H126V249H125ZM125 250H124V251H125ZM205 250H206V249H205ZM117 251H118V250H117ZM120 251H121V250H120ZM134 251H135V250H134ZM134 251H128L127 254H126V253H125V254L128 255V257L131 256V255H132L131 257H133L134 255H136ZM57 252H58V249H57ZM64 252H65V251H64ZM64 252H63V253H64ZM54 253H55V251H54ZM60 253H62V252H60ZM121 253H122V252H121ZM136 253H137V252H136ZM163 253L165 254V252H163ZM163 253H161V255H163ZM125 254H124V255H125ZM193 254H194V253H193ZM126 255H125V256H126ZM136 256H138V255H136ZM164 256H165V258H166V254L163 255V257H164ZM190 256H191V255H190ZM128 257H125V258L128 259ZM131 257H129V258H131ZM75 258H76V257H75ZM115 258H116V257H115ZM115 258H114V259H115ZM121 258H122V257H121ZM123 258H124V257H123ZM123 258H122V259H123ZM125 258H124V260H126ZM136 258H137V257H136ZM165 258H164V259H165ZM189 258H190V257H189ZM193 258H194V257H193ZM139 259H140V258H139ZM161 259H162V256H161ZM164 259H162V261H163ZM166 259H167V258H166ZM52 260H53V259H52ZM117 260H118V259H117ZM120 260H121V259H120ZM129 260H130V259H129ZM136 260H137V259H134V258H133V261L136 262ZM111 261H112V260H111ZM142 261H143V260H142ZM159 261H160V260H159ZM191 261H192V260H191ZM117 262H118V261H117ZM124 262H125V261H124ZM145 262H146V261H144V263H142V264H146ZM147 262H148V261H147ZM189 262H190V260H188V261H183V260H182V262H179V264H188ZM48 263H49V262H48ZM51 263H52V262H51ZM84 263H85V264H93V261H92V260L90 261V260H87V259H86V261H85ZM132 263H133V262H132ZM132 263H131V264H132ZM192 263H193V262H192ZM120 264H121V263H120ZM125 264H129V263H127V261H126ZM133 264H135V263H133ZM160 264H171V262H169V261H163V262H161ZM190 264H191V262H190Z\"/></svg>",
  "mask_w": 264,
  "mask_h": 264
},
{
  "label": "snow or ice",
  "instance_id": "6c2138e0",
  "mask_svg": "<svg viewBox=\"0 0 264 264\" xmlns=\"http://www.w3.org/2000/svg\"><path fill=\"white\" fill-rule=\"evenodd\" d=\"M201 2V0H185L184 3H179V4H174V5H170L168 7H164V8H160L155 11V14L160 17V20L157 21V23H162L163 19H165L166 17H172L174 19L177 20H185L186 17H190L191 13H189L187 11V8L190 4H199ZM0 6L3 7H8V0H0ZM23 6V5H22ZM34 10H36V6L33 5L32 6ZM164 14V15H162ZM13 20H15V17H13ZM0 31H3V29H0ZM210 39V38H208ZM11 41H0V53L6 51V45L10 44ZM175 44V41H165L163 43L157 41V47L155 49V51H153L152 49H136L133 52H129L126 53L125 55L128 57V59L130 61H134V60H155L158 63L160 62H165L168 63L169 66L176 71V75L179 76L180 72L178 69H176L175 64H173L169 59L168 56L169 55H183L182 51H173L172 49V45ZM213 48H215V45L213 44ZM32 57H29V59H31ZM0 59H4L5 62H7V57L5 56H0ZM188 59H191V57H188ZM192 71H195V69H193ZM169 79H172V77H169ZM207 91V90H205ZM180 93L178 92L177 95H179ZM153 96H155V93H152ZM189 107H191V102H189ZM145 115H147V111L144 113ZM254 122V121H253ZM11 147V146H10ZM121 156H123V151L121 152ZM181 171L183 172V169H181ZM0 197L3 198H7V193L3 192L2 190H0ZM0 211H2V209H0ZM75 240H82V241H88V240H98L99 237H76L74 238ZM63 241V238L61 239V241H57L56 243V247L59 250L60 249V245ZM109 244H111V242H108ZM0 253H2L3 255H7L10 256L11 252H10V248H9V242L6 241L4 245H0ZM31 255V254H29ZM0 264H2V261H0Z\"/></svg>",
  "mask_w": 264,
  "mask_h": 264
}]
</instances>
